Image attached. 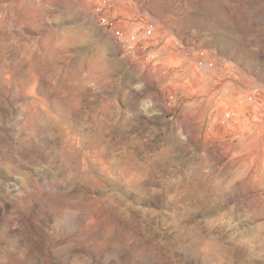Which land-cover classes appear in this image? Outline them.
I'll return each instance as SVG.
<instances>
[{
  "label": "clouds",
  "instance_id": "1",
  "mask_svg": "<svg viewBox=\"0 0 264 264\" xmlns=\"http://www.w3.org/2000/svg\"><path fill=\"white\" fill-rule=\"evenodd\" d=\"M91 3L87 24L57 13L34 38L0 35V105L17 131L0 144L3 167L39 162L59 176L51 190L37 183L34 197L50 205L61 239L111 245L123 264H251L250 248L264 261V219L242 226L248 215L238 213L264 217V115L259 141L245 147L235 119L242 90L264 104L254 43L264 25H246L230 0H210L190 32L153 21L147 3ZM157 26L166 38L153 49L145 37ZM145 97L161 119L140 108ZM178 124L189 138L180 147Z\"/></svg>",
  "mask_w": 264,
  "mask_h": 264
},
{
  "label": "rangeland",
  "instance_id": "2",
  "mask_svg": "<svg viewBox=\"0 0 264 264\" xmlns=\"http://www.w3.org/2000/svg\"><path fill=\"white\" fill-rule=\"evenodd\" d=\"M49 0H0V35L6 40L16 37L21 39L34 38L41 28L53 25L54 14L63 21L68 16L87 24L90 19H95L91 0H58L54 7L47 8L42 15L36 14L38 3L47 4ZM136 9L143 8L145 3L152 5L157 15L151 17L153 21L163 20L170 28L177 32L191 31L198 28L208 15L210 0H128ZM235 15L246 25L253 28L264 25V0H230ZM156 29H152L145 39L155 42L152 48H159L160 43L166 38ZM249 35H254L249 32ZM132 39H135L133 34ZM173 44L175 42H172ZM254 43L264 51V39L255 38ZM16 46H10L14 49ZM156 55V53H153ZM242 90L239 97L241 112L235 116L241 137V146L245 147L259 141L261 132L258 122L264 115L261 104L251 96L244 95ZM136 96L141 95L135 93ZM253 105L251 119L246 114L247 106ZM147 105V107H145ZM140 108L152 114L153 120L161 117L160 104L151 97H145L140 103ZM0 113L4 119L0 121V144L6 140H15L17 131L15 126L9 127L8 114L0 105ZM173 143L183 146L188 143L187 129L183 124L174 126L171 130ZM4 161H0V264H123L126 255H120L115 247H108L96 242L89 243L84 235L61 239L64 231L55 227L48 215V204L37 203L34 192L36 184L54 189L60 182V177L49 173L39 162H29L23 167L5 168ZM239 214H247L248 220L242 226L256 225L261 219L260 215L248 208L244 213L238 209ZM241 227V225H237ZM81 242L86 247L75 246ZM115 257V258H113ZM251 264H264L256 259L255 249L250 248Z\"/></svg>",
  "mask_w": 264,
  "mask_h": 264
},
{
  "label": "built area",
  "instance_id": "3",
  "mask_svg": "<svg viewBox=\"0 0 264 264\" xmlns=\"http://www.w3.org/2000/svg\"><path fill=\"white\" fill-rule=\"evenodd\" d=\"M152 33V29L151 28H149L148 30H147V33H146V35H150ZM253 98V97H252ZM254 99V98H253ZM262 110H263V113H264V106L262 107Z\"/></svg>",
  "mask_w": 264,
  "mask_h": 264
},
{
  "label": "snow or ice",
  "instance_id": "4",
  "mask_svg": "<svg viewBox=\"0 0 264 264\" xmlns=\"http://www.w3.org/2000/svg\"><path fill=\"white\" fill-rule=\"evenodd\" d=\"M145 107H147V105Z\"/></svg>",
  "mask_w": 264,
  "mask_h": 264
}]
</instances>
